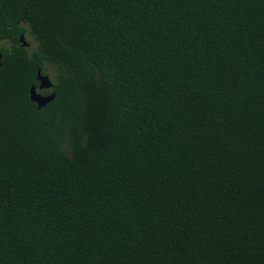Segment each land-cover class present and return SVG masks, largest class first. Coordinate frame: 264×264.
Listing matches in <instances>:
<instances>
[{"label": "trees", "instance_id": "trees-1", "mask_svg": "<svg viewBox=\"0 0 264 264\" xmlns=\"http://www.w3.org/2000/svg\"><path fill=\"white\" fill-rule=\"evenodd\" d=\"M0 264H264V0H0Z\"/></svg>", "mask_w": 264, "mask_h": 264}, {"label": "water", "instance_id": "water-1", "mask_svg": "<svg viewBox=\"0 0 264 264\" xmlns=\"http://www.w3.org/2000/svg\"><path fill=\"white\" fill-rule=\"evenodd\" d=\"M20 40H24L23 36L20 37ZM36 79L39 81V85H38L39 89L52 87L51 80L47 75L42 74L40 69L37 70ZM54 96H55L54 91H51L47 95H43L40 92L36 91V87L34 85L30 87V99L36 102L39 107L51 101L54 98Z\"/></svg>", "mask_w": 264, "mask_h": 264}, {"label": "rangeland", "instance_id": "rangeland-1", "mask_svg": "<svg viewBox=\"0 0 264 264\" xmlns=\"http://www.w3.org/2000/svg\"><path fill=\"white\" fill-rule=\"evenodd\" d=\"M31 39H29L28 37L26 38V42H29V43H33V41L31 40ZM33 45V44H32ZM38 92H40L41 94H43V95H47V94H49L50 92H51V89L50 88H45V89H41V90H38Z\"/></svg>", "mask_w": 264, "mask_h": 264}, {"label": "flooded vegetation", "instance_id": "flooded-vegetation-1", "mask_svg": "<svg viewBox=\"0 0 264 264\" xmlns=\"http://www.w3.org/2000/svg\"><path fill=\"white\" fill-rule=\"evenodd\" d=\"M38 82V84L36 85V91L37 90H41V89H39V87H38V85H39V81H37Z\"/></svg>", "mask_w": 264, "mask_h": 264}]
</instances>
